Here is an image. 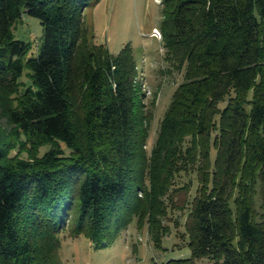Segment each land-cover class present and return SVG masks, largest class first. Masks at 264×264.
I'll return each mask as SVG.
<instances>
[{"label":"trees","instance_id":"1","mask_svg":"<svg viewBox=\"0 0 264 264\" xmlns=\"http://www.w3.org/2000/svg\"><path fill=\"white\" fill-rule=\"evenodd\" d=\"M92 1L0 0V112L15 140L0 139V264H63L72 210V235L107 244L136 219L160 246L173 192L189 189L173 186L181 172L198 183L190 256L165 264H264V0H161L165 59L182 80L149 151L132 46L90 40ZM23 12L44 31L25 61L13 33ZM24 68L32 86L16 97Z\"/></svg>","mask_w":264,"mask_h":264},{"label":"rangeland","instance_id":"2","mask_svg":"<svg viewBox=\"0 0 264 264\" xmlns=\"http://www.w3.org/2000/svg\"><path fill=\"white\" fill-rule=\"evenodd\" d=\"M161 20V0H94L84 9V27L92 42L105 45L112 54H116L127 42L132 46L137 63L135 81L144 94L147 109L152 112L146 142L147 151L155 140L159 122L171 95L182 80V72L172 68L165 59L162 38L153 34L160 31ZM13 33L16 38L22 39L28 45L27 53L23 57L24 61L38 52L43 42L44 31L37 18L23 12L13 25ZM19 81L16 97L20 96L27 87L32 86L28 68H24ZM76 100L75 104L81 103L79 99ZM5 121V117L0 112V139L13 144L15 140L9 138V128L6 127ZM62 147L64 153L68 154L69 149L63 144ZM48 148L49 145L39 147L38 156ZM26 150H19L15 146L10 154L25 157L28 156ZM211 154L213 157L214 150ZM188 181H190L189 189L174 191L173 198L167 205L166 216L162 219L167 232L161 236L160 246H156L150 238L147 224L139 228L136 219L116 239L107 241V244L94 243L84 234L72 235L70 229L75 217V212L72 210L71 218L66 220L64 229L59 235L61 242L59 255L63 264H165L169 259L189 257L185 221L198 185L195 172H181L173 186ZM259 202L257 195V207ZM195 262L208 264L209 259L204 257L196 259Z\"/></svg>","mask_w":264,"mask_h":264},{"label":"bare ground","instance_id":"3","mask_svg":"<svg viewBox=\"0 0 264 264\" xmlns=\"http://www.w3.org/2000/svg\"><path fill=\"white\" fill-rule=\"evenodd\" d=\"M159 33L160 34V31H156V32H153V34H155V33ZM158 38H161V34H160V36H157Z\"/></svg>","mask_w":264,"mask_h":264},{"label":"built area","instance_id":"4","mask_svg":"<svg viewBox=\"0 0 264 264\" xmlns=\"http://www.w3.org/2000/svg\"><path fill=\"white\" fill-rule=\"evenodd\" d=\"M154 36H160V34H154Z\"/></svg>","mask_w":264,"mask_h":264}]
</instances>
